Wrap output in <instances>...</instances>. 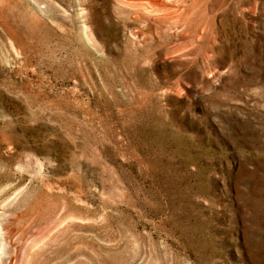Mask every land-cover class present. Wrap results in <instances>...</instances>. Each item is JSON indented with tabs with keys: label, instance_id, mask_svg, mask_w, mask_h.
Returning <instances> with one entry per match:
<instances>
[{
	"label": "rangeland",
	"instance_id": "obj_1",
	"mask_svg": "<svg viewBox=\"0 0 264 264\" xmlns=\"http://www.w3.org/2000/svg\"><path fill=\"white\" fill-rule=\"evenodd\" d=\"M0 264H264V0H0Z\"/></svg>",
	"mask_w": 264,
	"mask_h": 264
}]
</instances>
